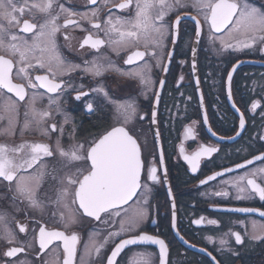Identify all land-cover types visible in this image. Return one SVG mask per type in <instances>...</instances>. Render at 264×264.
<instances>
[{
	"label": "snow or ice",
	"instance_id": "6c2138e0",
	"mask_svg": "<svg viewBox=\"0 0 264 264\" xmlns=\"http://www.w3.org/2000/svg\"><path fill=\"white\" fill-rule=\"evenodd\" d=\"M88 3L96 5L97 0H88ZM109 3L110 0H103L104 7ZM112 7L126 14L110 12L102 19V8L73 11L60 0H0V137L19 138V143L0 142V186H3L0 202L7 205L0 208V239L8 245L0 254V264H33L18 255L26 253L32 245L21 241L15 246L17 234L8 222L9 209L26 218L34 213H48L62 225L63 230L39 226L36 259L41 260V264L48 261L42 260L40 253L53 242H60L63 250L62 262L57 258L56 264H95L97 259H103L104 264H118L117 258L125 248L137 245L158 246V254L136 253L141 257L140 264H172L170 242L159 233L148 234L144 228L148 222L159 225L156 216L160 206L152 203L157 186L166 188L165 203L170 205L163 218L169 220V227L175 230L179 240L189 244L178 228L177 199L160 143L163 121L158 118L161 94L168 86L170 64L176 59L175 50L181 44L187 49L185 37L192 41L190 75L199 95L203 124L208 125L210 135L221 141L236 140L247 130L245 111L255 114L259 109L260 131L256 141L264 142V74L251 81L248 91L252 95L247 101L241 97L245 103V111H241L233 99L234 74L244 61L237 59L230 70L220 72L217 66L215 73H206L205 81L212 79V86L225 92L231 107L238 113V127L233 129L235 135H218L209 125L197 67L198 49L204 36L208 46L218 54L248 50L264 55V0H120ZM80 20L90 24L92 31L84 28ZM70 27L87 33L79 48L90 46L95 52L91 59L77 63L62 51V48L73 50L72 37L67 32ZM61 35L64 44L60 43ZM103 47L117 57L121 51L136 49L123 62L131 67H120L107 53L101 52ZM186 63L184 59L178 61L181 68ZM41 72L43 74L33 75ZM111 74L136 81L140 95L148 101V109L141 111L134 96L112 95L105 82L106 76ZM84 77H90L94 86L90 84L85 90V84L77 82ZM14 79L22 82L15 83ZM174 79L175 90L185 96L181 91L184 74L181 72ZM5 90L14 96L5 95ZM73 93L75 101L90 97L83 104L84 115L97 117L99 122L94 127L100 129L98 132L80 135L82 122L78 123L64 107L68 103L66 97ZM45 97L47 103L43 104ZM192 99L191 94L187 95V101ZM187 106L185 103L181 109L185 113ZM145 119L149 130L155 126L153 147L149 152L151 160L142 159V146L136 136L143 128H136L135 123ZM197 123L192 120L184 127L185 140L197 139ZM28 136L40 139H27ZM65 136L69 141L67 145ZM249 143L251 145V141ZM144 147L147 148L146 138ZM260 147L264 149V144ZM220 151L219 145L211 143L199 144L190 154L183 142L179 146V155L187 163V172L193 176L203 174L201 162L211 161ZM255 162L260 163L248 167ZM239 169L246 170L209 186V182ZM197 179V187L209 186L200 196L224 202L210 205L217 212L258 214L264 218V150L233 167H223ZM257 199L259 207L227 206L232 201ZM85 220L91 224V230L81 246L82 237L75 229L86 227ZM191 223L219 226L221 221L200 215L191 219ZM16 224L20 233L28 231V225L19 220ZM241 227L242 231L237 230ZM203 238L224 257L217 259L206 247L200 248L199 251L210 258L207 264H232V260L240 256L233 240L238 246L251 248L254 242H259L264 247V220L229 219L226 232ZM110 244L114 245L110 254L102 257ZM190 247L196 248V245Z\"/></svg>",
	"mask_w": 264,
	"mask_h": 264
},
{
	"label": "flooded vegetation",
	"instance_id": "af4514ba",
	"mask_svg": "<svg viewBox=\"0 0 264 264\" xmlns=\"http://www.w3.org/2000/svg\"><path fill=\"white\" fill-rule=\"evenodd\" d=\"M61 3L65 4V7L70 8L73 11H88L89 9L96 7L102 8L101 18L106 17L110 12L115 15H125L119 9L113 8V3H118L120 0H110L107 7H104L103 0H97L96 5H90L88 0H60ZM63 23V18L61 19ZM79 23L92 31L91 25L86 21L80 20ZM189 27H191L189 25ZM204 31H207V26H204ZM68 34L72 37L71 45L72 51L69 52L67 48H62V51L66 56H69L77 63H82L83 59H91L92 54H95L94 50L90 46H85L83 49L79 48V44L82 42V38L87 35L86 32L79 28H69L67 30ZM103 38V33H100ZM188 41L187 49L184 48L183 44L181 47L176 49V59L170 64V73L168 74V86L162 92L161 103L158 106V118L163 121L160 131L161 145L165 150V162L168 168L169 180L173 187L174 195L177 199L178 208V228L180 229L181 235L189 241V244H184L175 234V230L170 229L169 220L163 218L167 214V210L170 207L166 204V188L163 186H157L155 190V199L152 200L153 205H159V215L156 216L159 225L152 224L150 222L145 223L144 228L148 234H161L162 238L166 242H170L169 245V258L172 264H207L210 259L206 256L204 252L199 251L200 248L206 247L208 251H212L213 255L217 259H223L224 257L214 251L213 245L208 244L203 238L207 235L218 236L220 232H226L228 230L229 219L235 221L238 219H243L245 221L251 220H264V218L259 217L258 214H242V213H223L217 212L210 205L221 202L219 198H207L199 195L200 192L205 191L206 187L214 186L221 179H227L230 176L239 174L246 169H239L235 173H227L224 177L217 178V181L209 182V186L197 187L198 179L197 176L202 179L204 175L211 174L212 171L222 170L223 167H233L235 163H242L244 158H251L252 154H259L261 149L260 145L264 142H257L256 136L260 131V116L259 109L257 113L253 114L251 112L245 111V103L242 102L241 97L247 101L248 97L252 95L248 91L251 87V81L253 79H258L262 74H264V55L259 53H249L245 50L244 53L229 54L228 52L218 54L213 52L212 48L207 44V37L204 36L200 47L198 49L197 56V67L199 69L198 75L201 79V90L204 93V106L207 111L209 125L214 131H217L218 135H235L233 129L238 127V113L231 107V102L227 100L225 92L218 86H212V79L205 81V75L207 72L217 71V66L219 71L223 72L225 69L230 70L231 64L235 63L237 59L244 61L237 69L234 74V96L233 99L236 101L237 106L241 108V111H245L246 117V131L242 133L241 137H237L236 140H218L216 137H212L207 131L208 125L203 124L202 110L199 107V95L195 92V81L190 75V64H191V47L192 41L185 37ZM60 43L64 44L63 36L60 37ZM171 47V46H170ZM219 45L217 44V48ZM207 49V50H206ZM136 49L130 48L125 51H121L120 56L117 57L114 52H111L107 47L101 49L102 53H107L111 59L116 61L118 65L122 68H129L131 66L125 65L123 62L128 55H131L132 51ZM140 50H143L142 48ZM180 59H184L187 63L181 68L178 64ZM157 70L154 69V73ZM181 72L185 76V80L181 85V91L185 92V96H181L180 92L175 90L176 80ZM35 74H43L34 73ZM218 78V77H215ZM15 83H20L19 79H14ZM85 84V90L91 84L94 86V82L90 77H84L82 80L77 81ZM108 85L109 91L112 95L117 98H128L134 96L137 98L141 111H146L149 107L148 101L140 95V86L136 81L124 80L111 74L106 76L105 80ZM190 85V86H189ZM43 91V90H41ZM191 94L193 99L187 101V95ZM5 95L14 96V94L7 93L5 90ZM91 95V94H90ZM75 94L67 96L68 101L65 104V110L69 112L73 117L76 118L78 123L82 122V128L80 129V135H85L88 132H98L100 129L94 127L99 121L96 116H86L84 115L83 104L90 97H84L81 101H75ZM258 98V97H256ZM47 103V97H45L43 104ZM185 103L187 106V112L185 113L181 109L184 108ZM43 104L41 106H43ZM192 120H196L198 123L196 125L197 139L196 140H185L183 136L184 127L191 124ZM255 121V122H253ZM136 128H143V131L137 132L136 136L138 142L142 146V159L151 160L152 157L149 152L153 147V133L155 131V126L149 130L148 120L145 119L142 122L135 123ZM55 136V134H53ZM27 139H40L39 136H28ZM145 138L147 139V148L144 147ZM251 141V145L250 142ZM0 142L12 144L19 143V138L8 139L5 137H0ZM65 145L69 143L67 136L64 138ZM184 143L187 152L190 154L194 151L199 144H216L219 145L221 151L214 154L211 161L204 160L201 162V170L203 174L197 173L193 176L190 172H187V163L179 155V146ZM244 149H248L245 152ZM260 162H255L254 165L248 166L249 168L258 166ZM3 186H0L2 189ZM132 203V202H129ZM232 207H259L260 202L258 199L252 202H240L232 201L230 205ZM0 208H7V205L0 202ZM8 222L12 229L17 234V245L22 241L25 244H31L32 247L27 249L26 253L18 254L21 258H27L33 262V264H41V260L36 259V254L39 251L38 244V232L39 226L42 225L48 230H63L62 225L57 223L48 213L40 215L38 213L31 214L29 217H24L20 214L11 213L9 209ZM156 209L153 210L155 214ZM200 215H204L210 219H218L221 221L219 226L212 225H200L197 226L191 223V219H197ZM15 216V219H13ZM16 220H19L21 224L28 225V231L26 233H20L19 228L16 224ZM38 220L39 225L35 223ZM86 227H77L75 230L78 231L82 237L81 246L84 241L88 239V232L91 230V224L85 220ZM249 229L251 225L249 224ZM35 229V232L33 231ZM237 230L242 231V227ZM118 242V241H117ZM233 246L240 252L238 258L232 260V264H264V247L259 245V242H254L251 248L234 245V240L232 241ZM247 243V241H246ZM191 244H195L196 248L190 247ZM114 245H109L108 248L102 253V257L110 254V249ZM218 246V245H217ZM8 245L5 241L0 239V254L3 253ZM140 252H152L153 254H158V246L152 245H137L129 246L121 253L117 258L118 264H130L131 261L135 260L136 264H140L141 257L137 256L136 253ZM42 260L48 261V264H56L57 258L62 262L63 250L60 242H53L49 245L43 253H40ZM14 259V258H11ZM95 264H104L103 259H97Z\"/></svg>",
	"mask_w": 264,
	"mask_h": 264
}]
</instances>
